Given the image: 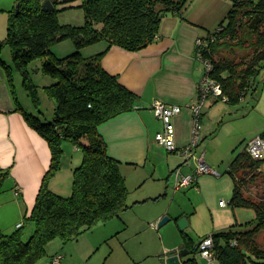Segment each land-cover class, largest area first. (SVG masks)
Segmentation results:
<instances>
[{
	"label": "trees",
	"instance_id": "16d2710c",
	"mask_svg": "<svg viewBox=\"0 0 264 264\" xmlns=\"http://www.w3.org/2000/svg\"><path fill=\"white\" fill-rule=\"evenodd\" d=\"M191 1L69 0L58 8L55 0L54 9L49 12L43 11L39 0L17 1L0 51L4 46L9 48L13 67L20 73L23 87L35 105L37 90L28 66L41 61L38 71L56 80L45 88L55 101V109L51 121L23 111L29 126L48 143L51 163L30 214L12 233L0 231V264H38L47 255V245L52 241L63 244L75 241L97 224L118 217L129 208V191L121 163L108 155L98 128L120 114L133 111L138 98L116 76L105 71L102 59L112 47L129 52L147 48L157 40L163 19L170 15L182 18ZM72 9L83 12V24L61 25L58 17ZM258 18L256 28H251ZM263 23L264 0H232L226 19L202 38L206 41L203 58L212 65L209 76L221 85L229 104L245 98L254 78L264 68ZM243 26L250 37L245 41L250 42V59L235 63L218 57L219 49L230 47L239 38ZM66 41L72 44V51L56 57L51 47ZM99 43L105 44L103 51L83 55V49ZM0 65L10 79L6 64L0 60ZM259 136L264 138V131ZM63 142L82 154L81 164L73 170L68 197L54 193L48 186L62 168ZM227 173L234 179L230 203L235 208L252 210L254 216L250 223L232 225L227 231L210 235L215 258L219 264H264V250L256 243L264 233V159L254 160L244 150L234 156ZM8 176L9 170L0 168V190ZM256 179L261 180L262 188L258 197H252L246 186ZM27 228L31 229L28 238L24 233Z\"/></svg>",
	"mask_w": 264,
	"mask_h": 264
},
{
	"label": "crops",
	"instance_id": "0c3cea01",
	"mask_svg": "<svg viewBox=\"0 0 264 264\" xmlns=\"http://www.w3.org/2000/svg\"><path fill=\"white\" fill-rule=\"evenodd\" d=\"M17 1L0 0V43L5 41L8 19ZM45 1L55 0H42V3ZM57 1L59 3L57 7L60 8L69 0ZM231 8V0H192L182 18L178 15H170L163 19L157 40L147 48L139 52H129L119 47H112L103 57L102 66L105 71L116 76L118 82L138 98L133 111L120 114L98 128L107 144L108 155L121 163V171L127 186L130 183L128 180L131 181L134 176L145 177L141 185L147 180L161 182V177H165L166 174L164 178L166 182L170 178L175 182L177 170L182 172L181 168H192L191 166L195 164V160L192 159L191 166L186 165L185 158L177 151H169L158 145L155 137L164 127L162 121L153 112L152 104L159 101L182 108L181 113L173 118L174 141L178 149L189 145L194 130L193 115L189 107L196 99L199 81L205 73L196 42L215 30L226 19ZM5 27L6 32H3ZM64 46L66 50L58 49L54 54L62 57L72 51L69 43ZM105 47L104 43H99L83 49L82 52L84 56L95 55ZM215 100L217 98L211 96L203 106L200 120L201 140L199 145L192 149V153L196 152V148L206 138L201 132V121L205 109L211 107ZM73 148L80 152L74 146ZM161 158L166 162L165 174H161ZM50 163L51 150L48 143L26 122L23 106L14 93L6 71L0 65V168L9 170V176L0 190V231L3 234L15 231L17 228L15 224L22 223L24 217L32 211ZM130 168L135 169L134 172L137 173L134 175V172H129ZM61 170L48 183L49 189L59 195H62L61 190L65 193L69 192V187L61 184V180L58 179ZM227 170L224 174L230 178L233 192L234 179ZM141 179L139 178L137 183ZM193 187L198 188L199 183L195 182L187 188ZM16 189H19L18 196L15 195ZM230 200L227 205L235 215V221L232 219L233 214L229 215L233 224H230L229 218L221 224L215 222L213 232L203 234L199 242L206 236L227 231L232 225H238L237 210L244 208H235ZM220 202L219 208L223 210L227 205L226 203L220 205ZM132 207L129 206L128 209ZM192 214L176 213L174 220L178 222L182 217L188 219ZM121 217L122 213L117 218L121 219ZM155 218L158 219L157 221H162L166 215L161 213ZM171 220L172 218H168L163 225ZM160 222L150 223L149 228L157 231L163 226H159ZM154 223L157 228H153ZM190 225L192 222H189ZM180 234L162 236L159 239L160 253L149 254L148 258H153L154 264H166V259L172 252L192 251L195 245L199 244L185 230H180ZM188 261L196 264H219L216 258L213 261L201 259L198 249L195 253L179 259L180 264H186Z\"/></svg>",
	"mask_w": 264,
	"mask_h": 264
},
{
	"label": "rangeland",
	"instance_id": "374dc122",
	"mask_svg": "<svg viewBox=\"0 0 264 264\" xmlns=\"http://www.w3.org/2000/svg\"><path fill=\"white\" fill-rule=\"evenodd\" d=\"M39 1L42 3V0ZM58 20L61 25L79 26L84 21L83 12L79 9H72L61 14ZM245 21L247 20L245 19ZM261 31H264V23L261 26ZM3 32H6V27L3 28ZM249 38L246 35V26H243L239 38L234 43L231 42L230 47L219 49L217 56L227 58L235 63L246 58L250 59V42H245ZM64 43H69L72 46L70 41L54 45L51 47L53 54L58 49L66 50L64 45L67 44ZM239 44L241 46H238ZM57 56L58 54H56ZM58 58L61 57L58 56ZM0 60L8 67L14 93L20 100L23 111L25 110L41 120L51 121L54 116L55 101L48 95L45 88L56 83V80L43 74L42 71H38L41 61H34L28 66L29 77L37 90L38 103L35 105L23 87L20 73L13 67L8 47L1 49ZM3 69L5 70V68ZM263 131L264 68L254 78L253 86L249 88L247 95L239 103L229 104L217 99L211 107L205 109L201 121V132L202 135L205 134L206 138L193 154L198 158L204 153L206 164L216 170L220 174L219 177L209 174L200 175L196 178V182L199 183L198 188H184L178 192L174 189L172 178L167 182L164 180L167 174L165 177H161V182L147 180L143 185L141 182L145 177H139L142 179L137 183L139 178L134 176L131 181L128 180L130 183L127 186L129 191L127 204L133 207L122 212L121 219L113 217L106 222H101L91 231L82 234L77 240L66 244L59 240L52 241L47 245V255L38 264H49L50 260L52 261L57 255L63 257L60 264H154V259L148 258V256L154 252L160 253L159 239L171 234L181 235L178 222L174 220L176 213L186 215L193 213L188 219L186 218L188 226L185 231L198 243L203 234L213 232L215 222L221 224L229 218L230 214H233L227 205L233 193L232 183L224 173L234 156L243 152L248 142L262 134ZM62 147V170L58 179L61 180V184L69 187V192L65 193L64 190H61L60 194L62 195L60 196L68 197L71 194L73 170L81 164L82 154L75 151L68 142H63ZM165 163L161 158V174L166 173ZM191 167L181 168L182 173L184 175L193 174L195 165L193 164ZM128 171L133 173L135 169L130 168ZM246 187L248 194L258 197L262 188L261 180L256 179ZM163 194L165 195L162 196ZM220 201L227 205L223 210L219 208ZM238 212L239 221L236 223L238 225H245L253 219L254 214L250 209H240L237 210ZM161 213L172 220L158 228L157 231L149 228L150 223L161 221H157L158 219L155 218ZM232 219L235 221L234 214ZM232 219L230 217L228 220L230 224H233ZM189 222H192V225L189 226ZM16 225L15 227H18ZM154 225L156 224L154 223ZM153 228H157V225ZM24 233L28 238L31 230L27 228ZM256 243L260 249L264 250V233L259 235ZM52 256L54 257L51 259Z\"/></svg>",
	"mask_w": 264,
	"mask_h": 264
},
{
	"label": "built area",
	"instance_id": "2783aa9c",
	"mask_svg": "<svg viewBox=\"0 0 264 264\" xmlns=\"http://www.w3.org/2000/svg\"><path fill=\"white\" fill-rule=\"evenodd\" d=\"M232 1V0H231ZM197 50L199 53V58L204 64V75L200 79L198 84V92L195 101L190 105V110L193 115L194 120V130L192 140L189 145L178 149L174 141L175 127L173 124V118L179 115L182 111L180 106L167 105L163 102L155 101L152 104V110L156 117L159 118L163 123V130L157 133L155 139L159 146L166 148L169 151H177L180 155L185 158V164L190 165V161L195 160V170L193 174L184 175L181 171L177 170L175 174L174 189L178 191L183 188L190 187L196 182V178L199 175L209 174L214 176H219V173L210 168L205 160L204 155L200 157H195L192 153V149L197 147L200 143V120L202 116L203 106L209 97H214L226 101L223 96L221 85L209 76V72L212 69L210 61L203 58V51L206 48V41L199 39L196 42ZM246 153L254 160L264 159V138L256 136L252 138L245 148ZM15 195H19V189H16ZM224 202H220V205H224ZM21 224L18 225L19 228ZM153 227L156 225L153 224ZM213 239L211 236L204 238L198 246V255L201 259L206 261L215 260L214 250H213ZM63 257L60 255L55 256L51 264H60Z\"/></svg>",
	"mask_w": 264,
	"mask_h": 264
},
{
	"label": "water",
	"instance_id": "95a60500",
	"mask_svg": "<svg viewBox=\"0 0 264 264\" xmlns=\"http://www.w3.org/2000/svg\"><path fill=\"white\" fill-rule=\"evenodd\" d=\"M54 9L53 2L52 1H46L43 4V11L49 12ZM19 11V5L16 7V13ZM260 22V19H256L252 22L251 28L255 29L257 24ZM168 221V218H164L160 223L159 226L163 225L165 222ZM178 227L181 231L185 230L188 226L187 219L185 217H182L178 220ZM199 244H196L194 249L192 251H174L172 252L166 259V264H180L179 259L189 255L190 253H195L198 249Z\"/></svg>",
	"mask_w": 264,
	"mask_h": 264
}]
</instances>
